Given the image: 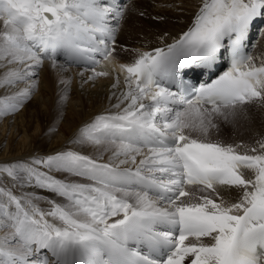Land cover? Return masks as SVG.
<instances>
[{"label": "snow or ice", "instance_id": "snow-or-ice-1", "mask_svg": "<svg viewBox=\"0 0 264 264\" xmlns=\"http://www.w3.org/2000/svg\"><path fill=\"white\" fill-rule=\"evenodd\" d=\"M126 7L0 0V89H16L0 96V117L31 98L45 60L61 70L89 65L90 80L108 76L95 69L117 60ZM258 19L264 0H200L178 38L118 65L127 89L118 111L71 141L95 155L68 149L0 165V264H264V138L210 139L220 122L264 107V58L245 51ZM224 50L226 71L199 87L184 83L185 70L210 69ZM59 83L63 101L71 81ZM120 83L116 76L113 87ZM26 186L59 199L12 190Z\"/></svg>", "mask_w": 264, "mask_h": 264}, {"label": "bare ground", "instance_id": "bare-ground-1", "mask_svg": "<svg viewBox=\"0 0 264 264\" xmlns=\"http://www.w3.org/2000/svg\"><path fill=\"white\" fill-rule=\"evenodd\" d=\"M152 1L156 3L154 8L149 3ZM182 4H184L183 7ZM199 4L200 0H134L125 10V17L119 26L118 37L119 42L128 45L130 48L126 49L127 53L121 58L117 57L116 61L106 62L102 67L95 69L96 71H108L110 73L108 76H97L90 80L89 77L93 76L94 72L88 68L71 64L66 66L65 70H61L59 67L53 68L51 62L47 64L45 61L42 68L37 72V86L33 97L25 101L27 109L28 107L29 110L35 109V111L33 110L36 113L35 117L33 116L28 120L23 111L16 117L7 115L0 119V165L28 161L34 156H47L68 149L95 155L96 152L90 145H81L82 150H78L76 144L71 141L78 129L94 120L96 116L118 111L113 105L117 103L121 93L127 90L123 83L125 74L119 71L118 65L131 60L134 56L132 54H135L137 49L145 50L157 47L178 37L190 26ZM138 12L143 13V15L140 16ZM150 14L160 17L162 21L155 22V19L149 17ZM2 26V21H0V27ZM134 33L135 35H133ZM159 33H161L159 39H153V36L155 34L157 36ZM60 62L63 63V60ZM116 76L120 77L121 83L114 88ZM61 78L71 81L67 87V100L71 103L74 100L80 106L79 110H74V106H71L70 102V105L68 104L65 108L67 104L64 105V102L66 100L60 99L64 90V85L59 83ZM19 87L22 88L24 85ZM15 90L10 89L9 92H5L0 89V96ZM44 94L50 95L52 110H49L50 107L46 109L43 106L41 96ZM251 109L248 108L245 116L239 118V120L251 125L255 131L250 135L247 132H242L238 136L239 139L245 138V141L257 137L258 139L264 138V107L255 105ZM10 120H14L12 126L7 125ZM259 122L260 126H258ZM222 124L224 123L222 122ZM51 127H57L58 132L55 133L54 130L51 132ZM19 130H24V134L17 139ZM236 130L239 131L238 128ZM255 142L242 145L252 146L256 145ZM107 155L108 153L105 152L104 156L107 157ZM4 184L5 186L9 184L7 177L4 178ZM22 191L36 192L40 193L41 196L59 199L54 197L52 193L37 188L26 186ZM40 207L47 209L49 206L41 200Z\"/></svg>", "mask_w": 264, "mask_h": 264}, {"label": "rangeland", "instance_id": "rangeland-1", "mask_svg": "<svg viewBox=\"0 0 264 264\" xmlns=\"http://www.w3.org/2000/svg\"><path fill=\"white\" fill-rule=\"evenodd\" d=\"M149 3H151L150 6L152 8H154L156 6V3H154L153 1L152 2H149ZM183 5L184 4H182L181 6L183 7ZM138 14L140 16L142 15L140 12H138ZM149 17L152 18V19H155L154 21L155 22H158V23H159V21H162L160 17H155V16H152L151 14L149 15ZM146 19H147V17H146ZM147 20H149V19H147ZM160 23H162V22H160ZM138 27H141V25H138ZM133 35H135V33ZM159 35L161 36V33H159L157 36H159ZM157 36H155V37H157ZM117 57L118 58H121L122 56L117 55ZM50 62L51 61H47V64L50 63ZM41 68L42 67H40L39 69H41ZM36 77H38V76H36ZM9 91H10V89H8V92ZM32 97H33V95L31 96L30 99H32ZM30 99H28V100H30ZM50 100H51L50 99V95L44 94V95L41 96V101L44 103L43 106L46 107V109H47V107H50L49 110H52L53 106L51 105V101ZM69 102L70 101L66 99V101L64 102V105L67 104V105H65V108H67L68 104L70 105L71 102L70 103ZM75 104H76V102L74 100H72L71 106H74V110H79L80 109V106H78L77 104L75 105ZM249 109L252 110L251 108H249ZM33 110L35 111L34 108L29 110V107L27 109L26 102H24L23 103V106L17 112H15L14 114H10L8 116L16 117L18 114H20V113H22L24 111L25 112V117L29 120V118H31L33 116L35 117V115H36V113ZM254 111H256V110H254ZM3 117H5V116H3ZM3 117H0V119L3 118ZM15 119L18 121L17 118H15ZM13 121L14 120H10L7 125L8 126L9 125L12 126L13 125L12 124ZM3 122H1V123H3ZM238 122L236 121V122H234L232 124L231 123L229 124V123H224L223 122L225 125L222 124V122H220L219 131L217 132L216 130H213V134L211 135L210 138H212V139L220 138L221 140H231V142H233V144H234V141H232V139L238 137L242 132H247L249 135L252 132H255L254 131V128L251 125L247 124L245 121H241V120L238 119ZM225 126H226V128H225ZM258 126H260V122H259V125ZM258 126H256V127L258 128ZM236 128H238L239 131H237ZM56 129H57V127H54V128L51 127L50 128L51 132H53V130H54V131H56L55 133H57L58 131ZM19 132L20 133L17 136V139L20 138L22 136V134H24V130H22V131L19 130ZM31 132H33V131L31 130ZM242 139L245 140V138H240V140H242ZM256 140H258V137L255 138V139H253V140H246L247 142H243L242 144H246L247 145L249 143H252V141H256ZM76 146L78 147L77 148L78 150H80V149L82 150L81 145H76ZM6 187H11L10 183L8 185H6ZM12 190H13L14 194H16V195H20V194H22V193L25 192V191H22L21 188H13ZM38 194L40 195V193H38ZM42 208H46V207H42Z\"/></svg>", "mask_w": 264, "mask_h": 264}]
</instances>
